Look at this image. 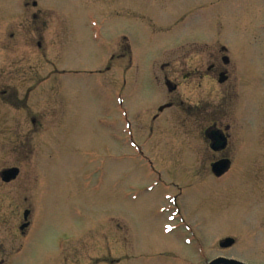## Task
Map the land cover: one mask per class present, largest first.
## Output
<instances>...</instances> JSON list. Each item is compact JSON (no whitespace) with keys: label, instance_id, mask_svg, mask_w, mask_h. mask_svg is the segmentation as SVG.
I'll return each mask as SVG.
<instances>
[{"label":"rangeland","instance_id":"rangeland-1","mask_svg":"<svg viewBox=\"0 0 264 264\" xmlns=\"http://www.w3.org/2000/svg\"><path fill=\"white\" fill-rule=\"evenodd\" d=\"M33 13L45 22L42 49L29 29L37 24ZM220 36L240 48L242 65L250 63L253 142L260 143L252 179L239 172L217 185L207 180L209 163L191 176L198 169H186V148L158 149L184 133L197 141L193 128L178 126L181 117L164 127L157 122L154 139L142 119L168 92L164 81L155 84L154 72L161 76V65L183 60L188 44L213 50L224 43ZM130 133L160 158L152 165L138 159L139 138ZM262 143L264 0H0V172L20 169L9 183L0 178V264H174L170 254L186 250L181 229L163 230L168 221L161 209L173 197L190 219L213 227L207 245L235 225L238 251L251 246L252 260L264 264ZM196 179L182 197L181 188ZM220 205L229 211L208 217ZM25 210L30 225L21 231Z\"/></svg>","mask_w":264,"mask_h":264},{"label":"flooded vegetation","instance_id":"flooded-vegetation-1","mask_svg":"<svg viewBox=\"0 0 264 264\" xmlns=\"http://www.w3.org/2000/svg\"><path fill=\"white\" fill-rule=\"evenodd\" d=\"M32 4L36 6L37 3L33 2ZM38 16L37 13L32 14L31 19L37 24H33L29 29L32 34L37 35V46L42 49V26L45 22L41 21ZM121 40L118 60L121 63L122 76L125 77L124 62L127 44L125 43V37H122ZM217 40H222L224 43H216L213 50H208L207 45H200L199 43L186 45L182 48L185 51L183 60L169 61L161 65V76L154 72L156 76L152 79H154L155 84L159 87L162 85L161 81H164L168 92L165 95V101L157 106L155 113L148 111L147 114H144L142 123L147 129L148 137L154 139L157 122H159L160 127H164L172 117L173 119L181 117V123L178 126H182L186 131L193 128L192 134L197 133V141L191 133L186 134L183 132L184 138L179 136V141H166L163 146H157L158 149L164 150V148L173 147L176 151H180L181 147L186 148L190 155L187 159L189 166L186 169H189L190 172L195 164L198 169L191 176L200 175V170H203L202 165L209 163L206 170V175L209 176L207 180L220 185L222 182H230L231 179H234V176H238L239 172L247 174L249 180L252 179L254 152L260 141L254 145V76L248 69L251 67L250 63L246 61L247 63L245 62L246 65L244 66L237 59V49L240 50V48H236L233 44L234 41L232 43L228 42L222 36L217 37ZM34 42L35 40H30L31 45H34ZM243 45H247V43ZM113 56L114 54L111 55V60L114 59ZM1 94L7 95V88L3 89ZM123 115V119L126 120L128 118L127 112L124 111ZM126 124L131 129L132 123L129 118ZM137 133L136 135H138ZM130 135L132 138L136 136L131 133ZM172 135L178 137L177 132L174 130H172ZM136 138H139V143H136L135 146L138 159L152 165L160 156L153 155L154 153L151 152L153 147L151 145L147 146V144L144 145L145 141L141 140V136H136ZM147 141L149 143V140ZM151 142H155V140H151ZM202 160H206V162ZM220 162L227 163V167L218 176L215 174L213 166ZM232 171L235 174H232ZM196 180V182L194 180V182L192 181L181 188L183 191L182 197L185 195L186 189L200 183L198 179ZM166 198H170V196L166 195ZM241 207L244 212L251 211L250 206L242 205ZM228 208V205H220L217 209H209L207 215L210 218H216L221 213L223 216V214H226L225 211H229ZM161 210L165 215V221L174 223L169 225L164 222L163 230L165 234L168 235L176 229H181L182 232L180 244L186 251L170 254L175 262L174 264H210L216 260H219L218 264H237L234 263L235 261L243 264H259L252 260L257 253L250 251L253 249L251 246L248 247V252L238 251L239 242L236 237L238 226H227L224 230L215 233L212 237L216 234L221 236L210 247L206 244L205 239L208 236H205V233L211 231L213 227L209 226L210 228L207 231L206 228L202 227V220L190 219L188 213L178 202L177 197H173L171 204L166 208L162 207ZM252 212L255 213L257 210H252ZM29 215L22 223V225L25 223H28V225L23 229L21 225V231L29 227ZM230 239L233 242L227 244V240ZM250 242H253L252 239L248 241L249 245Z\"/></svg>","mask_w":264,"mask_h":264},{"label":"water","instance_id":"water-1","mask_svg":"<svg viewBox=\"0 0 264 264\" xmlns=\"http://www.w3.org/2000/svg\"><path fill=\"white\" fill-rule=\"evenodd\" d=\"M226 167H227V163L225 162H220V163H217L213 166L214 168V172L216 175H221L225 170H226ZM20 173V170L18 167H11V168H6V169H3L1 172H0V177L2 179L3 182L5 183H9L13 180H15L17 178V176L19 175ZM30 211L29 210H26L24 212V219H27L28 215H29ZM28 225V223H25L24 225H22V229L25 228L26 226ZM233 241L230 239V240H227V244H231ZM219 263V260H216V261H213L212 263L210 264H218ZM234 263H237V264H243V263H240V262H234Z\"/></svg>","mask_w":264,"mask_h":264}]
</instances>
